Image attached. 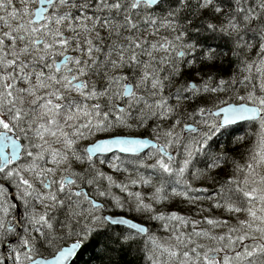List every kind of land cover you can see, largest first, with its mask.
<instances>
[{
    "label": "snow or ice",
    "instance_id": "1",
    "mask_svg": "<svg viewBox=\"0 0 264 264\" xmlns=\"http://www.w3.org/2000/svg\"><path fill=\"white\" fill-rule=\"evenodd\" d=\"M264 264V0H0V264Z\"/></svg>",
    "mask_w": 264,
    "mask_h": 264
},
{
    "label": "trees",
    "instance_id": "2",
    "mask_svg": "<svg viewBox=\"0 0 264 264\" xmlns=\"http://www.w3.org/2000/svg\"><path fill=\"white\" fill-rule=\"evenodd\" d=\"M89 258V255L88 253H85L81 258L80 260L78 261V264H84V262H86Z\"/></svg>",
    "mask_w": 264,
    "mask_h": 264
}]
</instances>
